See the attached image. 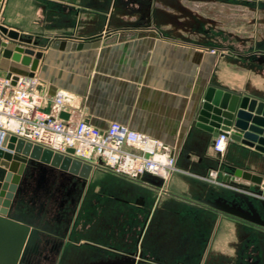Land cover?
I'll list each match as a JSON object with an SVG mask.
<instances>
[{
    "label": "crops",
    "instance_id": "0c3cea01",
    "mask_svg": "<svg viewBox=\"0 0 264 264\" xmlns=\"http://www.w3.org/2000/svg\"><path fill=\"white\" fill-rule=\"evenodd\" d=\"M259 1L258 7L243 5V12L255 13L244 20L217 0H2L0 26L38 42L35 52L42 55L33 77L48 99L44 112L64 90L78 99L67 119L100 130L119 123L174 149L177 171L160 188L121 180L125 188L105 189L88 182L65 226L58 264H104L108 248L140 252L141 264H264V230L200 204L223 201L246 210L220 180L225 166L262 176L264 195V154L228 138L218 157L214 138L194 126L209 86L264 102ZM57 39L100 44L61 51L51 48ZM1 50L3 75H28ZM258 199L249 200L264 221V197ZM21 234L0 222V264L7 263L10 239L15 244Z\"/></svg>",
    "mask_w": 264,
    "mask_h": 264
},
{
    "label": "water",
    "instance_id": "95a60500",
    "mask_svg": "<svg viewBox=\"0 0 264 264\" xmlns=\"http://www.w3.org/2000/svg\"><path fill=\"white\" fill-rule=\"evenodd\" d=\"M0 33L6 38V42L0 45L1 56L28 68L27 76L33 77L42 55L41 52H35L38 42L3 26H0ZM110 40V37H107L103 43L107 44ZM99 44L100 39L88 42L57 39L51 43V48L74 51L94 48ZM59 117L67 119L64 113ZM194 123L196 128L207 132L214 139L230 133L228 138L232 142L264 154V102L262 101L209 86L196 111ZM72 152L70 149L67 151L69 154ZM32 163L50 165L84 179L88 178L92 170L89 165L82 164L69 156L55 154L39 146L17 140L13 136L4 137L0 149V222L6 224L10 230L18 229L22 233L17 241L15 239V244L10 239L11 245L6 249L8 258L5 264H17L24 244L32 242L36 233L33 222L23 219L24 213L18 200L21 176L25 167ZM225 167L228 172L222 175L220 185L228 188L235 198H239L246 206V210L234 205L230 206L223 201H203L200 204L264 230V221L259 219L249 200H259L258 198L264 197L260 189L263 177L241 169ZM139 182L156 188L163 185L162 180L152 178H142Z\"/></svg>",
    "mask_w": 264,
    "mask_h": 264
},
{
    "label": "built area",
    "instance_id": "2783aa9c",
    "mask_svg": "<svg viewBox=\"0 0 264 264\" xmlns=\"http://www.w3.org/2000/svg\"><path fill=\"white\" fill-rule=\"evenodd\" d=\"M37 87L34 77L3 75L0 71V149L4 137L13 136L131 182L152 178L165 183L177 171L174 149L169 145L119 123L100 130L84 119H61V113L70 116L78 109L77 97L64 90L51 97L50 112H44L48 99ZM229 135L213 140L212 149L218 157ZM69 149L72 154L67 153Z\"/></svg>",
    "mask_w": 264,
    "mask_h": 264
},
{
    "label": "flooded vegetation",
    "instance_id": "af4514ba",
    "mask_svg": "<svg viewBox=\"0 0 264 264\" xmlns=\"http://www.w3.org/2000/svg\"><path fill=\"white\" fill-rule=\"evenodd\" d=\"M258 7L259 0H223ZM140 183V182H137ZM88 181L59 168L32 163L21 176L18 200L24 215L30 216L36 233L32 242L21 252L17 264H58L62 256L60 244L70 220L78 211L87 191ZM144 184V183H140ZM164 182L163 185L164 186ZM146 185V184H145ZM149 186V185H147ZM62 228H54V222ZM67 226V227H65ZM104 264H141L145 262L140 252L119 253L114 248L105 249Z\"/></svg>",
    "mask_w": 264,
    "mask_h": 264
},
{
    "label": "rangeland",
    "instance_id": "374dc122",
    "mask_svg": "<svg viewBox=\"0 0 264 264\" xmlns=\"http://www.w3.org/2000/svg\"><path fill=\"white\" fill-rule=\"evenodd\" d=\"M218 5H220L221 7L224 6L226 9L231 8L232 10H234V15L233 17H236V19H243V15H244V20H246L248 17L250 19H252V15H255V13H248L247 9L244 8V12L242 11L243 9V5L235 3V2H227V4L223 1V0H217ZM207 2V1H204ZM203 3V2H202ZM264 3V0H263ZM207 6V5H206ZM207 8V7H206ZM224 11V9H223ZM244 13V14H243ZM264 14V12L262 13ZM260 15L261 17H264V15ZM2 147V145H1ZM92 175H90L87 178V181L90 183V186H92L93 184L95 186H102L105 187V189H109V187H120V188H125V186H127L126 183L122 182L121 180L125 181V182H130L129 180L119 177L115 174H112L110 172L104 171L102 169L99 168H94L91 171ZM133 183V182H132ZM101 198V202H108L110 200H108L106 197H100Z\"/></svg>",
    "mask_w": 264,
    "mask_h": 264
}]
</instances>
